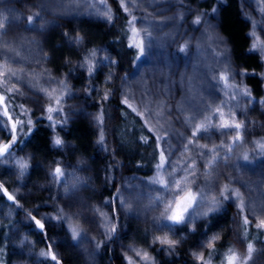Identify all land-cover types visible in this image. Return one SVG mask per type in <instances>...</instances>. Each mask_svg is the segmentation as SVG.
Here are the masks:
<instances>
[{"label":"rangeland","instance_id":"374dc122","mask_svg":"<svg viewBox=\"0 0 264 264\" xmlns=\"http://www.w3.org/2000/svg\"><path fill=\"white\" fill-rule=\"evenodd\" d=\"M114 3L127 13L129 22L135 18V22L130 23L131 33L135 28L139 32L135 39H142L145 47L142 55L139 52L140 59L133 70L120 82L122 99L127 96L128 104L136 109L154 136L163 138L159 148L165 150L166 158L175 167L177 179L183 182L188 171L184 165L194 161L195 179L190 185L193 192L203 190L211 200L220 199V190L225 187L238 190L244 203L243 211L240 201L233 202L230 198L206 221L197 219L187 226H176L173 235L166 221L159 222L158 228L155 218L160 216L164 205L150 199L157 196L172 199L160 185L150 183L158 175L167 181V171L157 170L150 177L128 175L111 199H98L83 190V172L92 169L91 165L81 156L70 158L66 153L60 156L54 150L56 136L66 141L63 145L67 148H74L68 134L80 119H92L98 135L97 110L106 90L98 85L97 75H106L107 83L112 81L110 76L114 72L110 71V66L114 65L113 57L102 43L86 38L69 73L55 77L50 70L49 34L68 24L77 25L82 19L110 24ZM231 3L246 23L251 52L262 61V73L256 82L249 80L248 72L239 63L222 31L221 12ZM214 8L218 9L215 15L212 14ZM0 13L3 14L0 21L5 25L0 29V72L4 73L0 76V95L5 97L0 104V146L10 141L12 123L21 121L15 133L18 138L41 120L50 124L46 111L49 106L60 109L58 115L51 114L57 123L50 127L47 135L51 157L47 160L38 157L23 144L14 148L16 142L10 149L11 155L0 157L4 161L0 163V185L16 197L14 204L0 191V222L18 218L11 224V264H54L49 256L46 259L47 256L40 255L49 249L39 244L37 232L41 231L30 224V214L37 215V219L54 218L42 220L52 230L48 246L58 259L69 252L76 258L74 264H103L100 245L110 240L122 264H129V260L131 264H155V256L161 253H186L195 259L202 253L206 261V251L225 233L222 229L227 226L229 204H233L243 218L247 217L256 230L264 232L256 227L264 219V148L261 147L264 145V0H0ZM30 16L31 22L27 19ZM197 19L201 21L198 26L194 23ZM179 47H186V52L180 54ZM93 49L99 51L89 58ZM87 66L93 69L91 75ZM237 72L247 75H235ZM81 74L88 78L86 88L74 91V78L83 77ZM222 76L225 79H221ZM93 89L99 91L93 92ZM57 99L60 100L58 105ZM216 109L230 121L243 124L239 130L240 142L233 143L235 129L209 127L207 131L198 132L195 138L191 136L197 125L220 123ZM189 140L193 143L188 144ZM97 141L95 143L99 144ZM99 150L101 173H104L101 155L107 150L105 147ZM20 159L29 165L23 177L18 175L15 166V161ZM55 164L61 165L64 172L61 183L54 182L50 175ZM36 176L41 178L39 182L35 181ZM73 176L79 178L80 183L65 194V182L72 183ZM188 179L192 180L191 175ZM108 181L111 182V178ZM117 195L130 207L121 209L115 199ZM46 205L50 206L49 211ZM196 208L194 205L193 211ZM61 210L67 217L66 222L58 216ZM111 225L116 227L115 233L110 231ZM71 226L80 230L76 240L71 237ZM193 227L195 231H189ZM164 235L180 243L168 251L167 245L153 242L155 237ZM214 236L218 239L212 240ZM144 253L148 254L147 260L141 258ZM236 253L241 264H261V257L244 256L240 249Z\"/></svg>","mask_w":264,"mask_h":264},{"label":"trees","instance_id":"16d2710c","mask_svg":"<svg viewBox=\"0 0 264 264\" xmlns=\"http://www.w3.org/2000/svg\"><path fill=\"white\" fill-rule=\"evenodd\" d=\"M113 9L114 17L110 24L82 19L77 25L68 24L65 28L52 30L47 44L50 49V70L55 77L69 73L79 54V47L83 45L86 38L90 41L102 43L109 55L113 57L114 66H110L112 67L110 71L114 72L110 76L112 81L107 83L106 75H97L98 85L106 90L105 95L101 98L100 108L97 110L99 112L97 120V124H99L97 126L98 135L92 119H80L72 125L68 134L74 148L69 149L65 145L54 147V150L60 156L65 155L63 153H66L70 158L81 156L85 162L89 163L92 169L83 172L85 177V182L82 183L84 185L83 190L92 197L106 198L107 200L113 197L117 187L126 176L141 175L150 177L154 175L157 172L160 151L159 145L154 139V134L149 131L143 118L136 111H132V107L129 108L122 103L120 82L135 67L139 50L128 47L133 42V36L127 13L117 3H114ZM221 27L232 45L233 53L239 63H242L244 70L248 72L249 80L255 82L260 80L258 77L262 73V61L256 54L251 52V39L247 35L246 23L239 16L233 3L223 8ZM67 40L73 42L66 43ZM82 76L74 78L75 83L72 84V90L79 91L86 88L88 78ZM91 91H99V89ZM45 123H47V120H41L31 129L28 128L25 134H21L16 138L14 148L23 144V147H29L38 157H43L46 160L51 157L52 151L47 140V135L50 134L51 130L49 123L46 126ZM101 132L104 136V142L103 144L100 142L97 144L95 141L100 140ZM145 140H147V143L144 142ZM63 143L65 144L66 141H63ZM99 147H105L107 150L104 153L102 152L101 155V160L103 159L105 164L104 173H101L100 159L98 158ZM61 161L63 160L60 159ZM57 166L61 167V165L55 164L53 170ZM108 178H111V182L108 181ZM40 179H37L36 176L35 181L39 182ZM102 181L103 184L100 187ZM92 189H96L95 192L91 191ZM106 207L108 209L109 206ZM234 208L233 204L228 205L226 209L228 214L227 226L222 229L225 233L206 251V261L210 260L208 264H225V256L229 254V249L235 252L240 249L245 256V254H249L247 250L248 243H252L253 250L249 255L251 257H261L260 263L264 264V232L256 230L250 224L245 227L243 216ZM45 209L49 211L50 206L46 205ZM110 210L112 212L111 206ZM31 216L32 214H30L29 222L34 225ZM17 219L16 217L0 222V264H11L13 249L11 224L15 223L14 221ZM45 225V231L37 233L40 240L39 244H42L43 248L48 250L49 235L52 230L49 225ZM113 243V240L107 243L101 242V261H103V264L104 262L105 264H122L121 258L113 250ZM210 252L214 253L211 258H209ZM155 257V264H202L201 261L186 253H161ZM46 259H48V256ZM59 259L63 264L76 263V258H73L69 252H65Z\"/></svg>","mask_w":264,"mask_h":264},{"label":"snow or ice","instance_id":"6c2138e0","mask_svg":"<svg viewBox=\"0 0 264 264\" xmlns=\"http://www.w3.org/2000/svg\"><path fill=\"white\" fill-rule=\"evenodd\" d=\"M218 11L217 8H214L212 10V14L215 15V13ZM3 14L0 13V16ZM204 15H208L207 13H204ZM28 21H32V17L27 18ZM135 18L133 21H130L129 23H134ZM195 25H199L201 21L197 19L195 22ZM207 23V22H205ZM5 25L3 21H0V29H4ZM132 35H133V42L128 45L129 48H136L139 50L141 55L145 51L144 47V41L141 40H136L135 37L139 36V32L133 28L132 29ZM151 39V37H149ZM77 43L79 41H76ZM255 47V46H253ZM97 49H93L90 53V57H95L97 53ZM178 52L180 54H184L186 52V47H179ZM136 59H140V56H137ZM111 63L112 61L109 60ZM86 65H81V67H85ZM87 71L89 72V75H91L93 69L91 66H87ZM4 73L0 72V76H3ZM11 75H17L16 73H11ZM235 75H247V73H240L237 72ZM221 79H225V77H221ZM66 88V86H64ZM11 91V89H9ZM244 95H248L247 92L243 93ZM107 98V97H106ZM5 100V97L3 95H0V104H2ZM60 103V100H56V104L58 105ZM123 104L131 108L132 106L128 104V97L126 96L125 99L122 101ZM46 111L49 113L48 115V120L50 121L49 127H55L56 123L53 121V116L51 115L53 112H56L58 115L60 112V109L58 108H53L52 106H49ZM132 111H136L135 108H132ZM216 112L219 113L220 115V123L218 125H211L209 124H200L195 127V129L192 131L191 136L195 138L197 136V133L200 131H207L209 127H218L220 129H235L236 130V137L233 141V143H238L241 141L242 137L240 135V129L243 127V124L240 122H235L230 121L229 119L225 118L224 114L220 111V109H216ZM4 115H8V110L7 107H5L4 110ZM9 119H11L9 117ZM102 122V121H101ZM21 123V121H16L12 123L11 129V139L8 143L3 144L0 146V157H5L6 154L11 155L10 149L12 148V145L16 142V130H17V124ZM31 121H29V124ZM151 132V129H149ZM154 139L157 141V144L159 145V142L162 137H154ZM99 142L103 144L104 142V136L103 133L101 132L100 135V140ZM147 143V140L144 141ZM193 141L189 140L188 144H192ZM63 145V141L59 138V136H56L53 139V146L54 147H59ZM195 146V145H194ZM187 147V145H185ZM199 148H206L205 145H198ZM262 148H264V145H261ZM214 151V150H213ZM231 151V149H229ZM203 154V153H201ZM247 155L244 156V159L247 160ZM0 163H4V161L0 160ZM15 166L18 168V175L20 177H23L29 167L28 163L24 161L23 159L16 160L15 161ZM184 168L187 169L188 171L184 175L183 182L181 179H177L175 175V167L171 164V162L166 158L165 156V150H160L159 151V163L157 164V170L158 172L160 171H167L169 175V179L166 181L163 179L161 176H156L153 178V180L150 182L151 184L154 185H160L163 190L167 193H169L172 196V199L170 200H165L163 196H157L153 197L150 199H154L155 201H158L159 203L164 205L163 211L160 213V216L155 218V222L158 225L159 228V222L161 221H166L168 222L171 226L168 227V231L172 232L173 235H175V228L176 226H187L190 223H194L197 219H204L206 221V218L209 217L210 214H216L220 211V209L223 207V201H227L230 198L233 199V202L235 201H240L239 207L241 211L244 209V203L241 194L239 193L238 190L235 189H228L225 187L224 189L220 190V199L213 198L211 200L208 199L206 194L204 193L203 190H198V192H193L191 188V183L194 182L195 179V162L193 161L191 164H185ZM52 179L54 182L61 183V177L64 176V172L60 166L55 167V169L50 173ZM191 175L192 180L188 179V176ZM204 175H210V173H204ZM80 183L79 178L73 176V182L72 183H66L65 182V187L64 191L65 194H68L71 189H74L76 187V184ZM0 191L3 192V195L7 197L8 201H11L15 204L16 197L8 192L6 188H3L2 185H0ZM199 195V199L197 198ZM116 201L119 204V207L121 209L130 207V205L126 201L121 200V196L117 195L115 198ZM194 205L197 206V208L193 211ZM206 209V210H205ZM58 216L62 221H67V217L62 215V210L61 212H58ZM54 219L51 216H45L42 217L41 219H37L36 216H31V220L34 222L36 228H38L42 233L45 231L46 225L45 223L42 222V220H47L51 221ZM116 216L115 214L112 216L111 220H115ZM250 221L248 220L247 217L244 218L243 224L246 227ZM167 226V225H165ZM256 227L259 229H264V219H261L258 224H256ZM71 237L73 240H76L77 237L80 235V230L77 226H71ZM110 231L112 233H115L116 227L114 225L110 226ZM189 231H195V228H190ZM218 239V237H212V240ZM154 243H160L161 245H167V250L171 251L177 244L180 243V241L171 239L167 235L164 236H157L153 240ZM99 246V245H98ZM203 246V245H202ZM209 246H211V241L209 242ZM49 250L48 252H41V256H49L50 259L54 262V264H60V261L58 259V256L56 253L52 252L51 246L49 245ZM247 250L248 253L251 254L253 250V245L252 243H248L247 245ZM137 256H140V253H136ZM214 255V253L210 252L209 253V258H211ZM144 260L148 259V254L144 253L143 256L141 257ZM197 260L201 261L202 264H208L207 261H205L203 254H198L196 255ZM225 262L226 264H241V258L240 256L233 250L229 249V254L225 256ZM129 264H131V261L129 260ZM246 264V262H245Z\"/></svg>","mask_w":264,"mask_h":264}]
</instances>
